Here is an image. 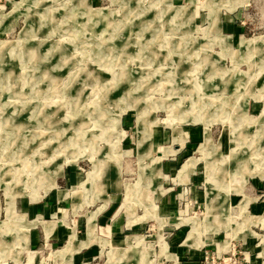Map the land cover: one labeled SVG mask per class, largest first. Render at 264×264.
<instances>
[{"label":"rangeland","instance_id":"obj_1","mask_svg":"<svg viewBox=\"0 0 264 264\" xmlns=\"http://www.w3.org/2000/svg\"><path fill=\"white\" fill-rule=\"evenodd\" d=\"M0 43V264H48L52 249L27 248L28 204L76 179L93 201L108 178L112 209L148 218L86 249L83 264H263L264 215L234 192L264 200V0H0ZM156 124L205 129L193 167L184 156L182 180L165 178L163 223L150 188L173 150L153 155ZM178 215L192 228L170 223ZM95 237L91 215L83 246ZM80 242L72 233L54 257L70 264Z\"/></svg>","mask_w":264,"mask_h":264},{"label":"crops","instance_id":"obj_2","mask_svg":"<svg viewBox=\"0 0 264 264\" xmlns=\"http://www.w3.org/2000/svg\"><path fill=\"white\" fill-rule=\"evenodd\" d=\"M123 128L126 130V133L123 136L124 140L128 143H132V141H134L130 148L135 147L137 143L138 132L136 128L135 137L134 125L132 124L131 117L124 116ZM181 128V131L179 130L176 134V130H174L173 127L172 130H163L157 124L155 125L154 136L152 140L153 155L160 154L159 150H161L162 146H167L173 150L172 152L165 155L161 161V170L163 176L160 180H158L160 182V185L155 186L154 188H150V201L155 204V216L152 217H155V219H159L160 223H163V219L160 215L162 212L167 211L171 213L173 211L172 202H168V199L171 196L167 195V201H164L163 189L164 182L167 180L165 178L169 177L170 175H175V178L177 180L176 182L182 180L180 179L179 175L180 169L187 159L188 160L184 165V170L189 171L193 167L188 166L187 163L193 161V157H197L200 155L196 154L199 153L198 147L200 148V144L204 139L205 129L199 126L182 125ZM175 137L177 138V140L175 139ZM135 150L138 149H134L133 151ZM191 152L193 154H190ZM184 156L187 158L182 163V166L178 169L177 165ZM197 165L198 163L196 164V166ZM195 172L196 167L195 171L188 177V180L184 181L192 182L194 180ZM84 180H74L72 190L61 188L57 182V184L53 186L52 189H50L40 199H38L37 203L32 205L28 204V219L34 223L29 228V242L27 248L33 252L44 251L49 248L52 249L48 253V264H62V260L59 258L56 259L53 253L69 242L72 233H75L77 240L81 242L77 244L78 246H80V248L73 253L72 262L70 264H83L87 252L92 251L91 248L96 247L97 244L104 242V238L110 239L113 235H117L123 239L122 235L130 224L145 221L148 218L147 217L144 220H137L130 223L129 221L134 214L133 211L132 215L126 216L124 218L119 215V209H112V207H114L113 201L116 199L113 195L112 197L111 195L108 197L104 195L107 185H112L114 187L111 182L112 180H110L109 178L106 179L107 183L105 185L103 193L97 195L93 201H89V198H92L93 195L89 196L90 194L82 189V183ZM123 187L125 188V186ZM120 188L116 189L120 190ZM243 191L244 192H234L243 195L240 204L242 205V203L244 202L246 194L253 198L247 207L249 211V208L252 206V210H250L251 215H264V200H259L258 195L249 194L245 192V190ZM231 195L232 193L230 194V197ZM170 200L173 201L172 198H170ZM144 210L145 212L143 214L146 213L145 207ZM184 213H186L185 210ZM143 214L138 213L137 215ZM91 215H94L96 237L88 245L83 246L84 240L88 238V229ZM183 216L184 215L169 217L175 221L170 223H175V225L177 226L185 223H189L191 225L190 222H179L180 218H182ZM80 228L84 229L81 233H79ZM205 243L206 240H203L202 244ZM86 249L89 250L85 251ZM260 254L264 256V248H262ZM167 256L174 260V264H179L180 261L175 254H168Z\"/></svg>","mask_w":264,"mask_h":264},{"label":"bare ground","instance_id":"obj_3","mask_svg":"<svg viewBox=\"0 0 264 264\" xmlns=\"http://www.w3.org/2000/svg\"><path fill=\"white\" fill-rule=\"evenodd\" d=\"M77 16V15H76ZM90 27V26H89ZM129 40V39H128ZM129 42V41H128ZM3 44H1L0 43V51H3L4 50V45L2 46ZM22 53V52H21ZM122 54V53H121ZM156 57V56H155ZM57 73V72H56ZM52 84V83H51ZM107 99L105 98V97H102L101 99H100V101L98 102V108H100V106L101 107H106V105H107ZM43 108V107H42ZM2 110V109H1ZM118 114V113H117ZM194 117H195V115H194ZM117 122H119V119H117ZM6 151V150H5ZM248 153V152H247ZM243 163H242V165H246V162H247V159L245 158V160H243L242 161ZM188 164V163H187ZM190 166V165H189ZM39 176H37V178H38ZM36 182V181H35ZM140 183V182H139ZM139 186V185H138ZM140 187V186H139ZM138 191H139V189H138ZM138 193V192H137ZM194 227H195V224H194ZM70 249L71 248H65V249H63L62 251H59V253H60V255H66L67 253H68V251L70 252Z\"/></svg>","mask_w":264,"mask_h":264},{"label":"built area","instance_id":"obj_4","mask_svg":"<svg viewBox=\"0 0 264 264\" xmlns=\"http://www.w3.org/2000/svg\"><path fill=\"white\" fill-rule=\"evenodd\" d=\"M237 251L235 250V248L234 249H232V251H231V253L228 255V256H225L223 259H224V263L226 262V260L228 259V261H230V260H232V259H236L237 257ZM220 257H222V254H221V256Z\"/></svg>","mask_w":264,"mask_h":264}]
</instances>
